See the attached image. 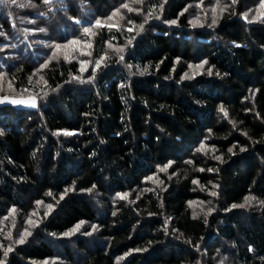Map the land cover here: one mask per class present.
Returning a JSON list of instances; mask_svg holds the SVG:
<instances>
[{"label": "trees", "instance_id": "trees-1", "mask_svg": "<svg viewBox=\"0 0 264 264\" xmlns=\"http://www.w3.org/2000/svg\"><path fill=\"white\" fill-rule=\"evenodd\" d=\"M126 1L27 0L37 12L0 3V45L15 47L10 62L0 49V67L15 92L38 96L29 111L0 107V245L18 240L11 210L23 219L38 202L55 208L0 261L43 262L56 245L68 264H212L218 251L225 264H264V9L257 22L237 5L191 28L188 9L217 0H143L132 11ZM115 10L121 23L93 27ZM18 17L45 31L28 42ZM85 27L87 69L48 59L52 43L83 39ZM206 198L210 213L194 216ZM81 222L94 236L76 237L75 254L55 244Z\"/></svg>", "mask_w": 264, "mask_h": 264}, {"label": "rangeland", "instance_id": "rangeland-1", "mask_svg": "<svg viewBox=\"0 0 264 264\" xmlns=\"http://www.w3.org/2000/svg\"><path fill=\"white\" fill-rule=\"evenodd\" d=\"M247 1L245 0H237V2L235 4L232 3V0H217V3H215L216 6H214L213 8H211L210 10H206L204 9V6L201 7L199 4L194 5L193 8L188 9L187 12V16L189 17V23H190V27L191 28H195V27H200V28H211V26H205L206 23L211 22L213 20L218 21L221 18V15L226 11L227 8H235V6L237 5H243L246 6V8L244 10H248V12L252 13L251 15V20H253V22H257V20L262 16L263 14V9H264V0H259L257 2V0H255V3H253V0H248V2H250L251 4H246ZM133 3V0H127L125 4L127 5H131ZM16 4L18 5L19 8H28L31 11H35L37 12V6L33 7V4H30L29 2H27V0H16ZM20 5H24L23 7H21ZM227 5V7H225ZM223 9V10H222ZM25 10V9H24ZM203 10L205 13H203ZM117 10L113 11L112 13H110L109 15H107V17L101 21V24H103L105 26V28H109L111 26L114 25L115 23H121L122 22V16L120 15V13H118L117 15L113 16V13L116 12ZM109 17H111V19H109ZM100 20V19H99ZM244 20L249 22V20L247 19V17H244ZM35 21H24L23 19H21V17H18V22L16 23L15 26H13V29L18 33V34H22L24 37L27 38L28 42H31V39L33 38V36H35V34H38V30L36 29H29L27 28L28 26L34 25ZM96 23H94L95 25ZM18 25L20 26V28H18ZM21 25L25 26L24 30H21ZM93 25V27H94ZM216 26V25H214ZM27 28V29H26ZM91 33L92 31L90 30V32L85 33L83 30V39H79L78 37L76 39L71 38L69 39L67 42L63 43V44H55L52 43L50 45V50L51 53L48 56L49 60H52V58H57V57H63L66 60H78L80 63V70H85L88 68V63L89 61L85 60V56H88L89 58L93 57V50H90V38H91ZM89 36L88 39H86ZM2 38H6L5 35L2 36ZM76 40L78 41V43L76 44H71L70 41ZM40 42H43L42 39H38L36 40V43L38 44V46H40ZM56 45H61L60 48H56ZM5 46V47H4ZM0 49L3 50L4 49L8 50L5 52V55L3 56L4 62H10L11 57L9 56V54L7 52L10 53V51H13L15 49L14 45L10 42V40L8 39L7 42L5 44H1L0 45ZM112 49L114 50L115 48L112 47ZM6 60V61H5ZM1 62V61H0ZM45 65V64H44ZM44 65L40 66L37 70L35 71V75L37 76L38 80L40 78V75L38 72H40L41 67H43ZM91 67H93V70H97L98 66H97V60L94 61L93 65H90ZM201 68L202 67H192L191 68V72L190 75H195V76H199L201 75ZM84 72V71H83ZM41 82H36V85L39 86ZM35 88V86H34ZM34 91V90H33ZM32 90H26L24 92H15L12 89V83L10 81L9 78V74L7 72V70L5 69L3 63H1V67H0V100H3V103H0V107L3 106H9V107H14L16 109H26L27 111H29V109H35L38 106V96H36L35 92H33ZM35 102L36 107H32L31 103ZM207 148L204 147L203 148V152H206ZM154 181V180H153ZM210 189L207 190V195L210 196V198H216V194L213 195L215 189V185H212V183L210 184ZM207 200L203 199V200H199L196 201L193 205L192 208V212L193 215L200 217L202 215H208L210 213L209 206L211 204V199L206 198ZM209 200V201H208ZM251 202H254V200H252ZM55 210L54 207H45L44 205H42L40 202L36 203V207L30 211L23 219L20 218V216L18 215L19 213L16 211L11 210L8 214V219L10 221L11 227L13 232L16 234H18V240L21 237V234H25V231L27 230L28 233H31L30 235L25 234V238H24V242L23 243H18L16 239H12V237H10L9 235H6L5 238H7L10 241H6L8 244L7 245H0V249L2 251H7L8 249H11V251H8V254H10L12 252V247L11 244L13 246V248H16V246L20 245H26L27 243L33 242L35 237H36V230L38 228V226L41 225V221L40 218L44 219L43 216L47 215L48 212L49 214H51L53 211ZM51 211V212H50ZM45 213V214H44ZM29 220L32 221V223H29ZM40 222V223H38ZM80 228L78 231L72 233L71 235H63L61 236L58 240H55V244L59 243L61 245H66L68 246V249L71 253L75 254V249H74V244H72L75 241V238L78 236H84L83 238H85V236L87 237H93L94 234L92 232H94V230H92L95 226L93 223H90L86 225L84 224H80ZM85 230H90L89 233H87L88 231H86V235H85ZM92 230V231H91ZM71 232V231H69ZM67 232V233H69ZM93 239V238H92ZM56 254L54 255V257L47 259L43 262H35L36 264H68L65 261V256L63 254V252L61 250H57L56 245L54 246ZM219 255H217L216 257H214L212 260V264H225L226 263V256L223 255V252L220 253V251H218ZM7 254V255H8ZM74 260L78 261V256L73 255ZM82 257L80 256L79 259H81ZM34 263V264H35Z\"/></svg>", "mask_w": 264, "mask_h": 264}, {"label": "snow or ice", "instance_id": "snow-or-ice-1", "mask_svg": "<svg viewBox=\"0 0 264 264\" xmlns=\"http://www.w3.org/2000/svg\"><path fill=\"white\" fill-rule=\"evenodd\" d=\"M7 2H8V0H0V3H7ZM11 2H12V3H16V0H11ZM50 2H51V0H45V3H50ZM133 2H135V3H143V0H133ZM236 2H237V0H232V3H233V4H235ZM20 6L23 7L24 5H20ZM123 7H124V8H128L129 11H132V10H133V9L129 8V5H127V4H124ZM225 7H227V5H226ZM222 10H223V9H222ZM118 13H119V10H117L116 12H114V13H113V16L117 15ZM109 19H111V17H109ZM212 22L215 23V20H213ZM249 22H251V21H249ZM170 23L175 24L176 21H171ZM99 26H101V21H100V20H97V21H96V24L94 25V27H99ZM140 28L142 29V28H143V25H140ZM39 31L43 32V31H45V29L41 28V29H39ZM84 32H85V33L90 32V28L85 27V28H84ZM70 43H71V44H76V43H78V41L73 40V41H70ZM129 43H131V41H129ZM237 46H239V45H237ZM60 47H61V45H56V48H60ZM118 51H121V52H122L123 49H118ZM120 58L123 59L122 56H121ZM102 59H103V58H102ZM99 63H100V62L97 61V66H99ZM204 63H207V62L205 61ZM197 67H203V65L201 64V65H198ZM209 74H211V70H210V69H209ZM3 102H4L3 100H0V103H3ZM31 106H32V107H36V104H35L34 101L31 103ZM221 111H222V112L224 111L223 108H221ZM225 115H227V113H225ZM2 134H3V133L0 132V135H2ZM202 147H203V145H202ZM240 150H241V151H244L245 149L241 148ZM229 151L231 152L232 149H229ZM217 159H220V158L217 157ZM169 166H170V165H169ZM166 170H167V167H165V168H161V169H160V171H162V172H163V171H166ZM200 171H203V169H200ZM193 182L196 183V181H193ZM88 191H91V189H89ZM49 195H51V193H49ZM213 195H215V193H213ZM60 198L63 199V196H61ZM121 198H122V199L126 198V195H125V196H121ZM253 199H254V197H246L245 203H246V204H250L251 201H252ZM244 206H245V205L242 204V205H233L232 207L235 208V207H244ZM48 207L51 208L52 205H49ZM13 211H14V210H13ZM29 223L31 224L32 221L29 220ZM82 223H83V222H81V224H82ZM80 226H81L80 224L76 225V226L71 230V232H69V233H65L64 235H71L72 233L78 231L79 228H80ZM93 227H95V226H93ZM25 234L30 235L31 233H28L27 230H26V231H25ZM25 234H21L20 239L17 241L18 243H23V242H24ZM8 251H11V249H8L7 251H5V256H7ZM0 264H3V262L0 261Z\"/></svg>", "mask_w": 264, "mask_h": 264}]
</instances>
